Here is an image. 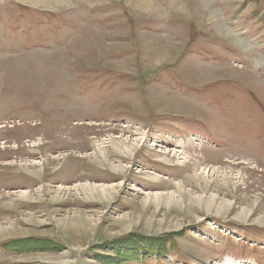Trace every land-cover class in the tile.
<instances>
[{
    "label": "rangeland",
    "instance_id": "374dc122",
    "mask_svg": "<svg viewBox=\"0 0 264 264\" xmlns=\"http://www.w3.org/2000/svg\"><path fill=\"white\" fill-rule=\"evenodd\" d=\"M119 1L0 0V264H264L256 47L140 42Z\"/></svg>",
    "mask_w": 264,
    "mask_h": 264
},
{
    "label": "crops",
    "instance_id": "0c3cea01",
    "mask_svg": "<svg viewBox=\"0 0 264 264\" xmlns=\"http://www.w3.org/2000/svg\"><path fill=\"white\" fill-rule=\"evenodd\" d=\"M263 1L120 0L116 9L117 18L112 19V21L117 28L124 27L125 23L127 28H133L135 30L133 37L140 42L141 39L138 37H140L141 31H147L143 33L141 38H149L152 37V33H156V37L166 44H173L171 40L180 41L182 37L192 36L194 40L191 42L192 45L200 48L204 45L203 47H207L215 55H219V51H222L216 50L217 46L238 55L237 49L228 43L247 44L251 39L252 44L248 43L244 49H252V45L253 48L256 47V52L253 54L255 56L252 58H262L264 56V14L260 9L261 5L264 4ZM99 2L101 3L99 6L96 3H87L85 7L83 6L81 20L87 25L89 22H95L93 28H101L100 19L103 17L105 21L110 13H115L110 8L109 0H99ZM118 13L122 16H119ZM253 18L258 20V26L252 23ZM225 29L231 31L230 34H227ZM226 39L228 42L225 41ZM249 56L250 53L245 55L246 58ZM228 57L230 56L228 55ZM230 58L232 59V57ZM190 59L196 62L210 60L208 58H195L194 60V57ZM260 61L262 62V59ZM201 62L197 63L201 64ZM205 67L209 68V66Z\"/></svg>",
    "mask_w": 264,
    "mask_h": 264
},
{
    "label": "bare ground",
    "instance_id": "6f19581e",
    "mask_svg": "<svg viewBox=\"0 0 264 264\" xmlns=\"http://www.w3.org/2000/svg\"><path fill=\"white\" fill-rule=\"evenodd\" d=\"M222 29V28H221ZM225 31H228L227 29H225ZM230 32L231 31H228V34H230ZM260 59H262L263 60V56H262V58L261 57H259ZM161 151V150H160ZM162 153L161 154H167L169 151H167V150H164V151H161ZM240 152V151H239ZM240 155V154H239ZM179 157V156H178ZM251 157V156H250ZM253 157V156H252ZM203 158V157H202ZM256 159V158H255ZM197 160V159H196ZM203 160V159H202ZM200 158H199V160H197L196 161V163L199 165V164H202L201 163V161H202ZM257 160V159H256ZM260 160V159H259ZM204 161V160H203ZM234 161H238V163L240 164V163H242V164H254V166H259L255 161H254V159H248V158H246V157H234L233 155L231 156V155H229V156H225V160L222 162V163H226V164H234V163H232V162H234ZM196 166V165H195ZM202 167H203V165H202ZM260 167V166H259ZM108 188V187H107ZM102 191H106V189H104V190H102ZM126 225V224H125ZM83 231V230H82ZM82 231L80 230L79 231V233L81 234L82 233ZM74 236H75V234H74ZM222 264H238V263H235V262H232V260L230 261V260H228V259H226ZM241 264V263H240Z\"/></svg>",
    "mask_w": 264,
    "mask_h": 264
}]
</instances>
